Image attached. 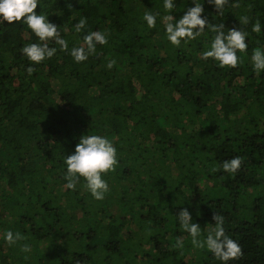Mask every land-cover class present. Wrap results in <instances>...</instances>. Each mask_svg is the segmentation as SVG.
Masks as SVG:
<instances>
[{"label": "trees", "instance_id": "1", "mask_svg": "<svg viewBox=\"0 0 264 264\" xmlns=\"http://www.w3.org/2000/svg\"><path fill=\"white\" fill-rule=\"evenodd\" d=\"M177 2L174 19L194 7ZM35 11L68 49L50 44L55 55L29 75L20 50L37 38L22 21L0 23V264H220L179 227L183 209L205 235L224 216L243 252L229 264H264V73L250 61L264 48V0H226L222 15L204 2L208 23L246 33L236 68L202 57L213 33L176 47L159 17L148 28L142 16L166 15L162 0H40ZM82 16L108 42L76 63ZM88 134L117 149L101 201L83 181L65 187L63 157ZM236 156L240 169L224 172Z\"/></svg>", "mask_w": 264, "mask_h": 264}, {"label": "clouds", "instance_id": "2", "mask_svg": "<svg viewBox=\"0 0 264 264\" xmlns=\"http://www.w3.org/2000/svg\"><path fill=\"white\" fill-rule=\"evenodd\" d=\"M204 2L205 0H192L194 7L188 8L181 18L174 19L172 13L177 6V0H162L166 15L160 17V13L146 11L142 20L148 28H154L159 17L167 41L176 47L189 44L205 32L213 33L209 46L201 53L202 57L205 60L210 58L219 68H236L242 62L238 53H246L248 49L246 33L236 28L225 31L224 23H208L203 16ZM207 3L214 6L218 15L223 14L226 0H207ZM38 4L40 0H0V22L11 24L14 21H22L37 38L36 42L28 43L20 50L29 61L30 66L26 69L29 75L33 72L31 65H39L55 55L57 48L50 47V44L58 45L60 51L68 49V42L61 37L60 28L49 22L48 16L36 13ZM239 21L242 25L248 23L247 17H241ZM74 28L77 33L83 32V44L72 47L69 53L76 63L87 61L95 53L97 45L103 46L108 42L106 32L87 28L86 17L82 16ZM85 30H88L87 34ZM252 31L259 33L261 24H253ZM250 61L254 73H264V48L254 50ZM108 67H111V63ZM63 163L66 169L65 187L75 190L77 184L83 181V186L92 198L101 201L109 191L104 177L114 171L118 164L117 149L113 142L103 135H83L74 152L63 157ZM241 163V158L236 156L223 161L221 166L224 172L234 174L240 169ZM176 218L179 227L190 236L192 246L206 249L220 264H229L243 255L240 244L226 233L224 216L217 213L213 215L215 223L211 224L213 227L206 235L201 227L193 222L187 209L181 210ZM18 238V234L12 231H5L3 234L4 242L9 245H14ZM180 247L183 245L180 244ZM22 250L29 252L30 247L25 245Z\"/></svg>", "mask_w": 264, "mask_h": 264}, {"label": "rangeland", "instance_id": "3", "mask_svg": "<svg viewBox=\"0 0 264 264\" xmlns=\"http://www.w3.org/2000/svg\"><path fill=\"white\" fill-rule=\"evenodd\" d=\"M39 159H40V161H41L42 157L40 156V158H39ZM42 160H43V159H42Z\"/></svg>", "mask_w": 264, "mask_h": 264}, {"label": "built area", "instance_id": "4", "mask_svg": "<svg viewBox=\"0 0 264 264\" xmlns=\"http://www.w3.org/2000/svg\"><path fill=\"white\" fill-rule=\"evenodd\" d=\"M1 23V22H0Z\"/></svg>", "mask_w": 264, "mask_h": 264}]
</instances>
